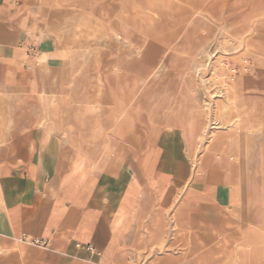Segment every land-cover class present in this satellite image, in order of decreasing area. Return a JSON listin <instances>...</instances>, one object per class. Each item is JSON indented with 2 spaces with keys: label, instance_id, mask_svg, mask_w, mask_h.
Here are the masks:
<instances>
[{
  "label": "rangeland",
  "instance_id": "1",
  "mask_svg": "<svg viewBox=\"0 0 264 264\" xmlns=\"http://www.w3.org/2000/svg\"><path fill=\"white\" fill-rule=\"evenodd\" d=\"M8 1L11 5L25 4L22 7L27 8L29 16L23 17V20L24 24L28 23L31 29L29 32L24 31L34 41L37 26L35 20L30 18H33L36 11L40 15L44 12L52 14L50 18L56 27L65 26L68 21L67 15L72 11L78 14V19L72 26V36L69 39L70 43L72 42L73 44L67 50L60 49V52H63L59 54L63 57L72 58L71 61L74 63L69 66L70 69L64 66L60 72L48 76L47 74L53 70L58 56L51 54L52 49L41 48L39 43L33 44V46L27 45L29 47L28 54L34 59L33 63L24 61L18 67L6 61L7 81L5 83L0 82V130L9 139H14L18 143L17 149L19 150H16L18 155L13 157L16 161L13 165L8 162L10 159L4 157V149L0 151V165L12 167L27 163V155L22 148L20 137H22V134L27 135L30 130V137L40 142L43 115H55L59 119L58 128L52 130L49 146L56 142L62 149L67 148L66 131L70 121L71 106L69 101L72 98L76 97L80 101L78 109L81 111L80 116L93 114L97 109L90 104V100L91 96L97 94L98 89L103 88V104L108 105L113 101L111 89L117 77H119V84L120 82L121 85L126 83L129 88L132 87L130 85L133 84V81L136 82L138 89L136 90L140 93L145 85L144 77L146 76H144V72L147 68L153 69L160 63V69L156 72L160 77H162L164 72L166 78L159 81H157V77L148 78L150 79L148 82L150 89L146 96L149 100L154 101L164 97L167 92H175L174 97L179 102L183 101V105L176 109V117H181L186 115V113L191 114L195 110L189 104V101L198 100L202 106L207 102L210 108L209 123L205 136H192V140L189 139L190 137L184 125L168 127L171 124H165L166 126L168 125L165 127L167 132L168 130L170 131L165 139V144H159L161 141H157L159 143L155 142L153 147L155 146L156 150L161 152V154L164 151L167 156L180 153L182 173L186 175L183 181L190 182L189 189L198 192L202 204H211L214 208L191 209L192 215L199 217L198 220L200 221L196 223L195 230L193 229L191 232L181 233L164 241L160 238L152 237L149 242L152 245L149 260L161 258L166 254V249L174 248L176 257L185 264H197L196 258L202 257L213 258L217 264H264V0H180L181 2L174 11L176 13V21L163 18L160 23H155L151 26L149 36L139 51V59L136 63L137 73L130 70L129 73V71H125L123 67L116 64L117 60L129 48H132L133 45H139L142 35H136L135 39L128 35L126 41L123 35L116 37L113 32L116 21L122 16H128L129 19L136 22H142L146 19V15L140 10L137 0ZM166 2L168 4V1ZM1 5L3 6V0H0V7ZM20 5L17 7L18 9L21 7ZM106 13L107 15H105ZM1 21L2 17L0 16ZM224 27L230 31L235 30L234 32L245 31L246 29V39L251 44L252 51L253 53L255 52L254 55L248 54L245 56L246 61L240 63L238 59L241 55L240 53L244 51L245 45L244 47H238L236 41H233L231 45L226 43L220 33V29ZM186 29L190 31V39L187 43L188 46L185 45L188 52H183L177 49L176 43L184 41ZM21 39L22 36L19 42ZM172 41L173 43H171ZM169 43H171V47L167 48ZM22 45L25 46V44ZM75 45L79 47H74ZM200 46L207 47L208 56L201 55L196 57L201 65L196 73V83H194L196 90L192 92L195 95H186L181 89L184 85L190 86L194 82L191 76V62L193 61L191 55L194 48L198 47L200 49ZM48 51H50L49 54ZM46 52L47 54H44ZM133 52L135 51L133 50ZM115 53L118 54L116 55ZM40 54H44V62L36 66L38 63L37 58ZM238 54L239 56H237ZM82 58L88 60V65L85 63L81 65L80 59ZM219 58L232 67L234 66L236 77L242 84L241 95L249 106L245 128L240 135L233 136L230 141L231 146L239 145L241 142L240 144L244 146L246 155L244 154L245 160L242 162L243 164L241 162L237 164L240 171L236 173V177H232L229 184L215 181L217 177L214 178V176L218 172V167H211L208 173L205 172L208 179L202 175L203 173L198 174L197 172L200 155L203 153L205 144L210 138V131L215 126L213 124L215 106L217 103L223 105L227 102L224 81L221 79L218 82H215V80L209 82ZM242 64L245 65L243 71L241 70ZM24 66H27L26 72L29 80L24 85L17 81L16 86L11 87V90L14 91H11V95H9L5 89L13 83L12 74H14L15 69ZM1 68L2 64L0 63V71ZM122 75H125L123 79L121 78ZM165 87L174 89L166 91L164 90ZM22 95L24 96L23 98H21ZM146 96L141 95L144 98ZM144 98H140L141 106H130L126 114L133 115V117L146 116L153 120L158 115V112H162L160 107L155 108V103H151L149 108L144 105L143 102L147 101ZM9 101L11 102L10 105ZM5 103L8 105H5ZM109 110H111L109 112L110 116L117 114V110L113 106ZM234 121L235 119L232 120V123H227L225 127L221 124L218 125H221V129L225 131L226 127L232 125ZM17 122L21 123L18 124ZM23 123L31 125L28 128L20 126ZM100 124V121L97 120L90 125L89 139L92 145L96 144L99 138V131L102 130ZM149 125L152 126L153 123H149ZM117 129H119L118 126L113 133L117 132ZM137 130L140 132L143 130L142 124L138 123ZM149 132L150 130L146 133L148 136L151 135ZM139 137L138 141L145 140L142 134H139ZM113 138L116 141L115 135H113ZM120 142L121 140H119L118 144ZM195 145H198V147L195 151L196 161L193 163L191 155H187V153L193 154L195 150L193 146ZM100 149L101 154L97 155L96 159L83 152L81 153L90 159L89 165L90 171L93 170V177L100 179L95 187V197L99 198L101 203L108 207L111 216H113L115 201L121 187L120 179L123 178L122 186L124 189L127 182L125 174L131 173L132 169L128 167V172L117 174L104 172L110 164L111 157L113 158V155L110 156V152L113 153L115 149L110 148L106 144H101ZM141 149L142 146L136 153L137 159L140 156ZM75 151L78 152L76 149ZM70 152H73L72 149L68 151V154ZM68 154L67 156L71 158L70 154ZM138 162L141 164L143 161L138 160ZM174 162L172 164L173 166L175 165L176 170ZM97 164L103 165V167L99 168ZM193 164H195L194 167ZM235 165L236 162H233L234 167ZM45 169L46 175L48 168ZM176 171H178V167ZM177 211L178 209L175 212L177 213ZM145 233L143 225L137 227L133 233L134 243L131 246L132 248L130 247L129 249V254L136 260L135 263L137 264L141 261L142 255L148 250ZM224 233H228L229 240H223L222 235ZM141 236H144V239ZM170 252L171 250L168 251V253ZM139 253L141 256L138 258Z\"/></svg>",
  "mask_w": 264,
  "mask_h": 264
},
{
  "label": "crops",
  "instance_id": "2",
  "mask_svg": "<svg viewBox=\"0 0 264 264\" xmlns=\"http://www.w3.org/2000/svg\"><path fill=\"white\" fill-rule=\"evenodd\" d=\"M19 5H11L8 0H3L4 7H0V82L7 81L6 61L18 67L24 61L34 62L28 54V44L33 46L39 43L41 48L52 49L51 54L58 56L48 76L60 72L64 66L70 69L72 58L59 54H62L61 50L73 44L69 41L73 25H51L50 31L61 33L62 36L50 34L47 23L52 22V14L44 12L40 15L36 11L33 18H30L35 20L37 26L34 41L25 32L31 29L23 20V17L29 16L27 8L22 7L24 4L18 9ZM70 13L67 20L76 14L74 11ZM44 54L38 55L36 66L44 62ZM26 68L27 66L15 69L12 74L13 83L5 89L9 95L14 91L11 87H15L17 81L24 85L29 80ZM23 97L22 95L21 98ZM91 105L97 110L93 114L83 116L84 119L104 111L101 105ZM109 112L111 110H108ZM30 125L20 124L26 128ZM100 126L102 128L101 124ZM41 127L40 142L30 137V130L27 132L28 136L22 134L20 137L22 148L27 155L26 164L12 167L0 165V264H137L130 256L129 249L134 243L133 233L140 225L145 227L148 250L142 255L139 264H185L176 257L174 248L166 249V254L161 258L149 260L152 252L149 242L152 237L164 241L178 234L191 232L195 230L196 223L200 222L199 217L192 215L191 209L214 208L211 204H202L195 190L193 200L186 199L180 204L175 203L178 190L185 183L183 180L186 177L182 173L180 153L171 154L164 160L161 152L152 146L141 149L137 159L136 153L145 144L144 141L136 142L128 138L121 140L118 148L120 160L125 167L132 170L128 175L125 174L128 177L124 189L123 178L120 179L121 187L115 201L114 215L111 216L108 207L95 197V187L100 179L93 177V170L90 171V159L86 155H91L68 143L65 149L59 147L56 142L49 146L52 130L57 127L50 128L45 121V115L42 117ZM98 137L99 140L101 132ZM17 144L0 130V151L4 149V157L10 159L8 162L12 165L16 163L13 157L18 155ZM159 144L163 145L165 142ZM152 145H155V142ZM71 149L73 152L69 153V158L67 154ZM138 160L145 163L144 168L138 169ZM173 161L178 171H175ZM45 168H48L46 175ZM122 168L119 172L116 171V174L128 172L127 168ZM104 172L109 173L105 170ZM131 174L133 175L130 176ZM143 183L147 184L153 196L152 200L141 204L145 193L142 191ZM156 210L158 215L155 218ZM222 236L223 240L230 239L228 233ZM141 237L144 239V236ZM170 250L172 253H168ZM140 256L139 253L138 258ZM196 261L197 264H217L213 258H196Z\"/></svg>",
  "mask_w": 264,
  "mask_h": 264
},
{
  "label": "bare ground",
  "instance_id": "3",
  "mask_svg": "<svg viewBox=\"0 0 264 264\" xmlns=\"http://www.w3.org/2000/svg\"><path fill=\"white\" fill-rule=\"evenodd\" d=\"M166 1H168V4ZM137 2L140 6V10L146 15V19H144V21H142V22H136L134 20L129 19L128 16H122L120 19H118L116 21V24L113 27L114 35L116 37L123 35L124 38L126 39V41H127L128 35L133 39H135L134 37L138 34L142 35V39L140 40L139 45H136V46L133 45L132 48H129L126 51V53L124 55H122L117 60V64H116L117 66L123 67L125 71L130 70L131 72H135V73H137L136 72V68H137L136 63L139 59L140 48L145 44V40L148 38L150 29L152 28L151 26L154 25L155 23H160L163 18H167L170 21H176V13L174 11L178 7V5L181 1L180 0H161V1L137 0ZM110 10H112V9H110ZM105 15H107V13ZM103 16H104V14H103ZM108 18H109V16H108ZM77 19H78V14L76 13V14H74V16H70L68 18L67 23L70 25H73L77 21ZM51 25H54V23L48 21L47 27H48L49 33L53 34V35L55 34V35L61 37L62 36L61 33H54L52 31H50L52 28V27H50ZM251 27H253V26H251ZM234 31H230L229 29H227L225 27L220 29L221 37L229 45H231L233 43V41H236L238 43V47H240V46L244 47V45H245L244 51L242 53H240L241 55L240 56H239V54L237 55V56H239L238 60L241 63V62L246 61L245 56H247L248 54L254 55L255 52L253 53L252 48H251V44L246 39V34H245L246 29H245V31H237V32H234ZM100 39H102V38H100ZM189 39H190V31L188 29H186L184 41H182V42L179 41L176 43L178 46L177 49H179L183 52H188L187 51L188 49L185 45L188 46L187 43L189 42ZM171 43H173V41ZM171 43H169V46L167 48L171 47ZM197 48L198 47L194 48V51L192 52V55H191L193 58V61L191 62V66H192L191 67V76H192L194 82L190 86L184 85L181 89V91H183L186 95H188V94H191L192 96L195 95L192 92H195V90H196V88L194 87V83H196L195 78H196L197 69L201 65V63H199V61L197 60L196 57L201 56V55L208 56L207 47L200 46V49L199 48L197 49ZM227 48H228V45H227ZM133 50L135 52H133ZM224 50H226V49H224ZM224 50H223V52H225ZM183 54H185V53H183ZM232 60H233V58H232ZM87 61L88 60L86 58L80 59L81 65H83V63L88 65ZM233 61H235V60H233ZM217 62L218 63L213 70L212 76L210 74L211 77L209 78V80H210L209 82H211V80H215V82H218L221 79L224 81V90H225V96H226L227 102L223 105L217 103L215 106L214 118H213V120H214L213 124H215V126L210 131V138L208 139V141L205 144L203 153L200 155V158L198 161L197 172H198V174L203 173L202 175H204V177L207 178V173L209 172V168L218 167V172L216 171L217 174L214 176V178L217 177V178H215L216 179L215 181H221L225 184H227V183L229 184V183H231L232 177H236L237 176L236 173H238L240 171V168H239V166L237 167V164L239 162L242 163L245 160V155H246V153H244V148H243L244 146L240 144L241 142L239 143V145L231 146L230 141H231V138L233 136L240 135V133L245 128V123H246V120L248 117L249 106L247 104V101L241 95L242 84L239 81V79L236 77V74H235L236 72H234V68H233L234 66L232 67L231 65L223 62L220 58L217 60ZM160 65L161 64L159 63V65L153 69H149V68L146 69V71L144 72V76H146V77H144L145 85H144V88H142L140 93L137 91L138 89L136 87L137 86L136 82L133 81V84L130 85V87L131 86L132 87L129 88L126 83L124 85H121V82L119 81L120 82V84H119L118 83L119 77H117L115 84H113V87L111 89V98L113 99V101L109 105L103 104V93H104L103 88L101 87L100 89H98L97 94H94V96H91V100H90L91 102L90 103L101 105V108L104 109V111L100 112V114H96L95 116H90L89 118L84 119L83 115L80 116L81 112L78 111V106L80 105V101L78 99H76V97L71 99L69 101V105L71 106V111H70L69 129L67 131V143L70 144L71 146L79 149V150L88 152L89 155H91V157L93 159H96L97 155L99 156L101 154V149H100L101 144L109 145L110 148L115 149V151L113 153L110 152V156L113 155V158L111 157L110 164L105 171L110 172L112 174H116V171L119 172V169L122 167H124L125 170L128 169L127 167H125L122 160H120V153L118 152L119 140H123L125 138H128L129 140H135L137 142L140 138L139 134H142V137L145 139L144 140L145 144L142 146V150L145 147L146 148L152 147L153 146L152 143H154V142H157V141L165 142V139L167 138V135L169 134L166 130L167 128H165L168 125L166 126L165 124H171L168 127L177 126V125L179 126L180 124L184 125L186 130H187V134L190 137L189 138L190 140L193 139L192 136L196 137V135L197 136L201 135V137H204L205 134L207 133L208 123H209V109H210L209 103L205 102L202 106L199 104L198 100L196 101L194 99L193 102L189 101V104H191L192 107L195 108V110L191 114L186 113V115H182L181 117H179V116L176 117V115H175V113L177 112L176 109H178V107L183 105L182 104L183 101L179 102L178 99H176L174 97L175 92H167L164 97H160L154 101L149 100V98L146 96L147 92H149V89H150V87L148 86V82L150 81V79H148L149 77H157V81H159L160 79L163 80V78H166L165 77L166 74L164 72L162 73V77H160L156 72L157 70L160 69ZM254 65H256V64H254ZM168 69H169V67H168ZM243 69H245V65L242 66L241 70L243 71ZM130 71H129V73H130ZM218 71H220V73H218ZM145 74H147V75H145ZM124 76L125 75H122L121 78L123 79ZM172 89H174V88H172V87H165L164 88V90H166V91H169ZM141 95H145L146 97L145 98L141 97ZM181 97H182V94H181ZM140 98H144L147 100V101L143 102V104L147 105L148 108L150 107L151 103H155V108L160 107L161 109L160 108L159 109L162 110V112L161 113L158 112L157 113L158 115L155 118H153V120H152V118L150 119L149 117L147 118L146 116L145 117H139V116L133 117V115L130 116L129 114H126V112L130 106H141L140 104H142V103L140 101ZM138 99H139V102H138ZM184 100H185V98H184ZM111 106H113L117 110V114L115 113L112 116H110L108 112H107L108 114L104 113V112L108 111ZM260 115H261V113H260ZM233 119H235L233 124L230 125L229 127H226L225 131H223L221 129L222 128L221 125H223L225 127V125H227V123L228 124L232 123ZM97 120L100 121L102 128H103V131L102 130L100 131L101 137L99 140H97V143L92 145L91 141L89 139V133H90L89 129H90V125L93 124ZM193 120H194V122H193ZM45 121H46V123H48V126L50 128H55V127L58 128V126H59V119L56 118L55 115H48V114L45 115ZM138 123L142 124L143 130L141 132L137 130ZM149 123H153V125L150 126ZM218 124H221V125H218ZM117 126L119 127V129H117V132L113 133V131L116 130ZM148 130H150V132H149L151 134L150 136H148V134H146L148 132ZM113 135L116 136V141L113 138ZM193 147L195 149L193 154L187 153V155H191V159H192L193 163H195V161H196L195 160V151H196L198 145H195ZM168 157L169 156L165 155V153L162 152V158H164V160L167 159ZM233 162H236L235 167L233 166ZM194 165L195 164H193V167H194ZM97 166L99 168L103 167V165H99V164H97ZM144 166H145L144 162H142L141 164L139 162L138 169L144 168ZM173 167H175V166H173ZM173 167H172V169H173ZM205 172H207V173L205 174ZM126 175H128V174H126ZM132 175L133 174H131L130 176H132ZM141 186H142V191L145 192L143 200L140 201V203L142 204V203H145V202L152 200L153 195H152L150 189H148L146 183H143ZM189 186H190V182H188V181L181 185V187L179 188L178 193H177V198L175 201L176 204L177 203L180 204V203L184 202L186 199H189V200L194 199L193 196L195 195V193L189 189ZM157 215H158V210H156L154 217L156 218ZM175 225L176 224H173V226H175ZM150 264H152V263H150Z\"/></svg>",
  "mask_w": 264,
  "mask_h": 264
}]
</instances>
